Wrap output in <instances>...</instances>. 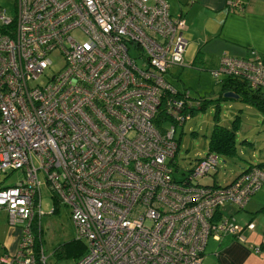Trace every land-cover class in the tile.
<instances>
[{
	"label": "built area",
	"instance_id": "1",
	"mask_svg": "<svg viewBox=\"0 0 264 264\" xmlns=\"http://www.w3.org/2000/svg\"><path fill=\"white\" fill-rule=\"evenodd\" d=\"M185 27L166 0H16L12 13L0 5V172L22 174L0 185V210L19 228L0 264H46L39 172L85 243L76 264H201L209 236L244 239L220 207L243 208L263 166L218 183L210 151L176 176L175 126L156 122L162 102L175 122L189 117L167 79L184 61ZM54 51L63 66L48 73ZM211 73L264 88L255 50L221 54Z\"/></svg>",
	"mask_w": 264,
	"mask_h": 264
},
{
	"label": "rangeland",
	"instance_id": "2",
	"mask_svg": "<svg viewBox=\"0 0 264 264\" xmlns=\"http://www.w3.org/2000/svg\"><path fill=\"white\" fill-rule=\"evenodd\" d=\"M16 0H0L10 13L15 9ZM73 35L81 39L83 36L79 31ZM52 63L48 73L56 72L63 66L64 59L56 51L50 54ZM190 45L186 47L184 61L181 65H172L167 73V79L176 90H189V100H195L199 96L214 98L218 95L220 84L211 74L209 64L192 62ZM209 58V57H206ZM264 91V88L262 89ZM194 104L191 115L182 123L173 122L171 118L164 121V126L170 128L175 126V138L179 139V146L175 153V164L177 170L174 172L179 176L181 172L189 169L197 157H202L208 149V136L212 129L215 118L214 101H206V106L199 108ZM244 101L237 98L221 99L219 104V122L226 126L233 125L234 117L239 114L236 120L238 124L235 131L236 153L233 155H219L217 171L214 178L218 183H226L232 179L249 162L257 161L264 154V115L255 105L250 110ZM242 107L243 109H240ZM213 171H211L212 173ZM20 170H14L8 174L0 172L1 184H13L21 178ZM41 179L40 187V224L42 227V245L45 252L46 264H76L72 255L57 257L55 248L72 238H76V225L69 214V206L56 202L47 187L42 172H39ZM199 180L204 183H211L212 177L203 176ZM240 209L239 211H242ZM238 211V212H239ZM225 214L227 211L224 209ZM236 212V213H238Z\"/></svg>",
	"mask_w": 264,
	"mask_h": 264
},
{
	"label": "crops",
	"instance_id": "3",
	"mask_svg": "<svg viewBox=\"0 0 264 264\" xmlns=\"http://www.w3.org/2000/svg\"><path fill=\"white\" fill-rule=\"evenodd\" d=\"M166 1L170 12L182 15L186 21L185 36L193 55L192 61L199 48L209 67L215 66L219 56L224 53L243 57L250 50H255L264 54V0H247L242 9L228 5L232 0ZM246 105L250 110L253 104ZM251 164H260L264 168V154L243 168ZM0 185L8 184H1L0 180ZM220 212L233 217L244 239L230 233L209 236L201 264H264V181L243 208L225 202ZM247 221H253L255 227H246L244 224ZM18 241L19 228L9 224L6 210L1 209L0 255L15 251ZM251 244L260 245V250L255 251Z\"/></svg>",
	"mask_w": 264,
	"mask_h": 264
},
{
	"label": "trees",
	"instance_id": "4",
	"mask_svg": "<svg viewBox=\"0 0 264 264\" xmlns=\"http://www.w3.org/2000/svg\"><path fill=\"white\" fill-rule=\"evenodd\" d=\"M252 50L249 51V53ZM248 53V54H249ZM258 53V52H256ZM259 56L262 58L264 61V54L258 53ZM203 61V51L199 48L193 57V61ZM214 67V66H213ZM213 67H210V71ZM212 74V73H211ZM220 84V89L218 92V95L215 96L214 98H207L206 96H199L198 98H194L195 100H189L190 97V91L189 90H176L174 92V96L176 98H182L184 100V105L182 107L183 112L186 115H191L192 109L194 108V104L197 103V107L203 108L206 106V101L212 100L214 101L215 104V122L212 127V129L209 132L208 136V149L206 153H209L210 151L216 152L219 155H233L236 153V148H235V131L238 126L236 123V120L239 118V114H237L234 117V123L232 126H226L224 124H221L219 122V104L221 99H229L226 98L223 93L225 91H234L239 94L238 99L241 101H244L246 103H250L255 105L261 112L264 114V91L262 90L263 88L260 87H251L249 83L245 80L242 79L238 76H232V75H225L220 78L214 77ZM171 118L174 121V117L170 114V112L166 109V103H161L160 110L158 112V115L156 116V122L161 123L167 119ZM188 118V117H187ZM186 118V119H187ZM185 119V120H186ZM180 122L179 124H182ZM178 141V146H179V139L176 138ZM203 157V156H202ZM201 158L197 157L196 159ZM260 165V164H258ZM261 166V165H260ZM244 169V168H242ZM241 169V170H242ZM240 170V171H241ZM239 171V172H240ZM238 174V172L236 173ZM235 174V175H236ZM11 185V184H8ZM4 186V185H3ZM57 202V201H56ZM86 246L84 241L79 240L77 238H72L68 241H64L63 243L59 244L55 250L54 253L56 256L62 257V256H68L72 255L75 257L77 260L85 251Z\"/></svg>",
	"mask_w": 264,
	"mask_h": 264
},
{
	"label": "water",
	"instance_id": "5",
	"mask_svg": "<svg viewBox=\"0 0 264 264\" xmlns=\"http://www.w3.org/2000/svg\"><path fill=\"white\" fill-rule=\"evenodd\" d=\"M223 95H224L226 98H237V99H238V97H239V94H238V93H236V92H234V91H230V90L225 91V92L223 93Z\"/></svg>",
	"mask_w": 264,
	"mask_h": 264
}]
</instances>
